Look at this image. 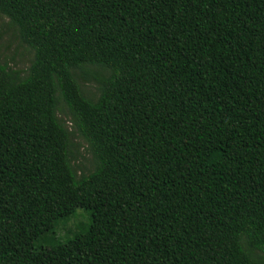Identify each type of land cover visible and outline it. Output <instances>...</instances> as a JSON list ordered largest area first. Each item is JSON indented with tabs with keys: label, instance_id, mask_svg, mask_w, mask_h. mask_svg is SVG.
I'll return each instance as SVG.
<instances>
[{
	"label": "trees",
	"instance_id": "1",
	"mask_svg": "<svg viewBox=\"0 0 264 264\" xmlns=\"http://www.w3.org/2000/svg\"><path fill=\"white\" fill-rule=\"evenodd\" d=\"M0 15L33 52L24 76L0 62V264H264V0H0Z\"/></svg>",
	"mask_w": 264,
	"mask_h": 264
},
{
	"label": "rangeland",
	"instance_id": "2",
	"mask_svg": "<svg viewBox=\"0 0 264 264\" xmlns=\"http://www.w3.org/2000/svg\"><path fill=\"white\" fill-rule=\"evenodd\" d=\"M32 60L33 52L20 42L16 29L10 24L9 20L0 15V62L7 63L9 67L20 71L22 73L21 75L24 76ZM88 69L93 72L98 70L95 67H88ZM77 75L80 77V72H77ZM79 82L86 96L93 98L97 97V83L95 81H83L82 83L79 79ZM58 116L64 122L65 126L72 131L71 117L63 104L58 108ZM73 144L78 151V157L73 161L77 173L87 174L92 172L94 164L91 155L86 151V143L84 140L79 135L75 134L73 137ZM85 217H87V220L83 221ZM80 221H82L81 223H88L89 216L86 212L79 210L73 218L67 221V223L57 226L56 232L62 236L63 241H65L66 238L63 235L66 230H72Z\"/></svg>",
	"mask_w": 264,
	"mask_h": 264
}]
</instances>
